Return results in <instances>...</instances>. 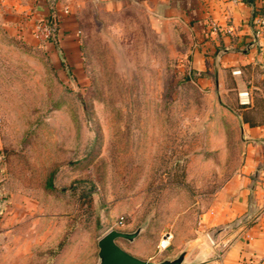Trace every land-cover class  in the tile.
Here are the masks:
<instances>
[{
	"label": "rangeland",
	"instance_id": "obj_1",
	"mask_svg": "<svg viewBox=\"0 0 264 264\" xmlns=\"http://www.w3.org/2000/svg\"><path fill=\"white\" fill-rule=\"evenodd\" d=\"M72 6L75 52L62 30L59 45L35 38L0 7V264H98L100 237L142 225L117 242L143 259L189 244L188 259L210 257L208 212L246 155L245 85L200 84L184 31L158 30L140 5Z\"/></svg>",
	"mask_w": 264,
	"mask_h": 264
},
{
	"label": "crops",
	"instance_id": "obj_2",
	"mask_svg": "<svg viewBox=\"0 0 264 264\" xmlns=\"http://www.w3.org/2000/svg\"><path fill=\"white\" fill-rule=\"evenodd\" d=\"M101 1L110 6H142L153 26L172 37L183 30L180 46L204 87L222 90L231 80L245 85L238 100L246 155L208 212L207 223L215 226L217 239L207 264H264V25L257 22L264 19V0ZM0 4L7 13L6 24L46 42L51 35L38 36L36 25L48 22L52 4L65 5V11L58 8V33L62 30L63 41L75 52L72 5L78 0H0ZM3 189L0 184V214L10 202Z\"/></svg>",
	"mask_w": 264,
	"mask_h": 264
},
{
	"label": "water",
	"instance_id": "obj_3",
	"mask_svg": "<svg viewBox=\"0 0 264 264\" xmlns=\"http://www.w3.org/2000/svg\"><path fill=\"white\" fill-rule=\"evenodd\" d=\"M1 205L2 202L0 201V209ZM143 228V225L137 227L134 231L113 228L106 232L98 240V264H207L211 260V256L188 259L193 244H189L174 256L165 257L160 261H151L127 251L117 242L120 237L134 240Z\"/></svg>",
	"mask_w": 264,
	"mask_h": 264
},
{
	"label": "trees",
	"instance_id": "obj_4",
	"mask_svg": "<svg viewBox=\"0 0 264 264\" xmlns=\"http://www.w3.org/2000/svg\"><path fill=\"white\" fill-rule=\"evenodd\" d=\"M48 22H49L50 26L52 27L51 37L54 39L55 43L57 45H59L60 43H59V37H58V30L60 27V20H59L57 13H56V9H55L54 5H52L50 7V17L48 19ZM191 71H192V69H191ZM53 174H54V172L52 171L50 177L48 178V180L46 182L47 187L50 189L55 188L53 181H52ZM61 245H62V242L59 243L58 247H61Z\"/></svg>",
	"mask_w": 264,
	"mask_h": 264
},
{
	"label": "built area",
	"instance_id": "obj_5",
	"mask_svg": "<svg viewBox=\"0 0 264 264\" xmlns=\"http://www.w3.org/2000/svg\"><path fill=\"white\" fill-rule=\"evenodd\" d=\"M257 22L258 24L260 25H264V19L263 17H259L257 19ZM35 32L38 36H43V37H47L49 35H51L52 33V27L50 26L49 22L47 23H40L38 25H36L35 27ZM0 122H1V118H0ZM123 220L121 219L120 220V223H122ZM171 237H172V234L170 232L168 233H165L163 238H162V241H161V249L163 247H167L169 245V243L171 242Z\"/></svg>",
	"mask_w": 264,
	"mask_h": 264
}]
</instances>
